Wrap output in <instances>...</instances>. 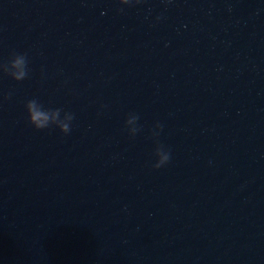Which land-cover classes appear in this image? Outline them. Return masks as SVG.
<instances>
[{
	"label": "water",
	"instance_id": "95a60500",
	"mask_svg": "<svg viewBox=\"0 0 264 264\" xmlns=\"http://www.w3.org/2000/svg\"><path fill=\"white\" fill-rule=\"evenodd\" d=\"M0 264H264V0H0Z\"/></svg>",
	"mask_w": 264,
	"mask_h": 264
},
{
	"label": "clouds",
	"instance_id": "9594fccd",
	"mask_svg": "<svg viewBox=\"0 0 264 264\" xmlns=\"http://www.w3.org/2000/svg\"><path fill=\"white\" fill-rule=\"evenodd\" d=\"M135 3H140L141 0H120V3L131 5ZM123 12V9H120ZM15 55V59L12 60V64L14 67H18L21 69L20 72L12 74V78L16 81H23L28 77L29 69H28V59L26 54L13 53ZM11 97V93L8 94V98ZM26 108L29 114V122L37 129L43 130L47 129L53 125L58 127L63 133L68 134L71 131V122L74 120V115L71 112H65L66 121L61 120V112L60 108H45L42 103L38 101V99H31L27 102ZM133 120H139V116L136 114H130ZM131 120L126 121V123H130ZM157 128L162 130V125H157ZM141 130V129H140ZM159 133L156 134L158 136ZM155 155L158 157L155 168L159 169L170 162L171 153L170 151L165 150L162 144L157 143V148L155 151Z\"/></svg>",
	"mask_w": 264,
	"mask_h": 264
}]
</instances>
